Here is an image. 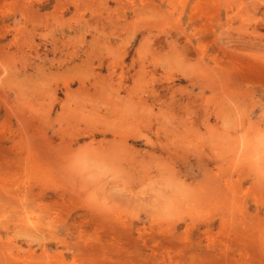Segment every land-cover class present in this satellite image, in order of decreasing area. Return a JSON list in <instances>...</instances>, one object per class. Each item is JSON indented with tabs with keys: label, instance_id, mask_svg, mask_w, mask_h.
<instances>
[{
	"label": "rangeland",
	"instance_id": "rangeland-1",
	"mask_svg": "<svg viewBox=\"0 0 264 264\" xmlns=\"http://www.w3.org/2000/svg\"><path fill=\"white\" fill-rule=\"evenodd\" d=\"M0 264H264V0H0Z\"/></svg>",
	"mask_w": 264,
	"mask_h": 264
}]
</instances>
